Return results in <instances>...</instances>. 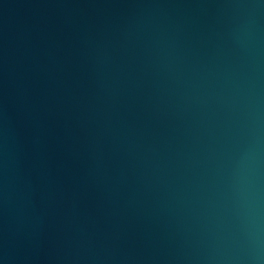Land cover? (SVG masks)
I'll return each instance as SVG.
<instances>
[{
  "label": "water",
  "instance_id": "water-1",
  "mask_svg": "<svg viewBox=\"0 0 264 264\" xmlns=\"http://www.w3.org/2000/svg\"><path fill=\"white\" fill-rule=\"evenodd\" d=\"M0 264H264V0H0Z\"/></svg>",
  "mask_w": 264,
  "mask_h": 264
}]
</instances>
